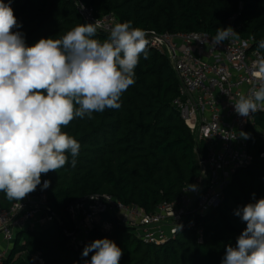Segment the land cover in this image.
I'll list each match as a JSON object with an SVG mask.
<instances>
[{"label":"trees","instance_id":"trees-1","mask_svg":"<svg viewBox=\"0 0 264 264\" xmlns=\"http://www.w3.org/2000/svg\"><path fill=\"white\" fill-rule=\"evenodd\" d=\"M80 1L98 17L112 15L119 23L132 21L133 27L157 35L204 32L214 37L218 28L232 24L238 37L252 40L254 49L264 39V0ZM3 2L10 3L20 25L14 31L23 33L29 46L41 38L59 39L87 24L74 0ZM109 34L97 29L94 38L103 42ZM260 53L264 56V50ZM134 72L135 83L122 93L119 109L93 113L92 119L74 118L62 128L81 145L76 165H71L68 154L64 167L41 174V185L26 197L39 195L43 181L49 180L45 211L51 220L18 231L1 264H85L94 254L84 257L85 246L104 238L122 249L119 264H221L226 247H235L246 228L235 211L264 198L262 112L255 113L245 129L250 163L234 174L222 202L204 217L195 218L201 224V235L195 228H186L163 244H145L130 227L105 213L95 217L85 239L75 238L69 207L77 201L108 193L150 213L160 202L175 199L200 174L199 158L206 153L203 145L196 150L194 136L174 103L181 97V84L167 55L148 46V58L141 54ZM253 124L259 131L252 130ZM15 202L0 192V210Z\"/></svg>","mask_w":264,"mask_h":264},{"label":"clouds","instance_id":"clouds-1","mask_svg":"<svg viewBox=\"0 0 264 264\" xmlns=\"http://www.w3.org/2000/svg\"><path fill=\"white\" fill-rule=\"evenodd\" d=\"M10 3L0 0V192L20 201L41 185V174L68 163L75 167L80 143L62 131L74 118L119 109L121 96L135 83L134 69L141 54L148 58V33L132 21L116 23L107 39L94 38L95 23L80 24L59 39L41 38L29 46ZM237 36L218 28L211 44ZM208 43L207 40L202 41ZM264 39L258 44L257 74H264ZM264 109V83L251 97L241 95L235 113L249 117ZM249 138L248 133L240 132ZM43 181V187L50 185ZM191 187H194L191 185ZM190 187V188H191ZM255 196V194H253ZM246 223L235 247H226L221 264H264V198L235 211ZM178 230L182 225H177ZM94 254L85 264H119L122 249L108 239L85 246Z\"/></svg>","mask_w":264,"mask_h":264},{"label":"built area","instance_id":"built-area-1","mask_svg":"<svg viewBox=\"0 0 264 264\" xmlns=\"http://www.w3.org/2000/svg\"><path fill=\"white\" fill-rule=\"evenodd\" d=\"M74 3L85 22L95 23L98 30L110 33L119 23L112 15L96 16L80 0ZM229 27L233 28L232 24ZM146 32L148 46L167 55L180 81L181 97L174 103L194 136L196 150L198 145H203L206 156L203 162L199 160L201 170L195 181L183 187L175 199L160 202L150 213L137 205L123 204L108 193H94L72 204L69 212L77 239H85L95 217L105 213L130 227L145 244H163L186 228H195L201 235V224L195 218L204 217L222 202L234 174L252 159L247 151V139L239 134L246 133L253 115L264 113V109L247 118L234 110V103L241 95L251 97L253 90L264 83V74H257V49L251 47L252 40L236 36L214 47L212 36L204 32L162 35ZM205 40L208 43L202 42ZM260 134L264 138V131ZM45 210L48 208L43 187L36 197H26L0 210V236L12 241L18 231L51 220ZM43 213L48 215L43 218ZM177 225H182L180 230Z\"/></svg>","mask_w":264,"mask_h":264},{"label":"rangeland","instance_id":"rangeland-1","mask_svg":"<svg viewBox=\"0 0 264 264\" xmlns=\"http://www.w3.org/2000/svg\"><path fill=\"white\" fill-rule=\"evenodd\" d=\"M251 128H253L252 130L259 131L257 129V127H255L254 124H253V126ZM200 170L201 169H200V166H199V171ZM104 228H108V225L104 224ZM13 244H14L13 240L7 242V241L3 240V238L0 236V248L2 249V258L5 257L10 252V250L12 249Z\"/></svg>","mask_w":264,"mask_h":264},{"label":"water","instance_id":"water-1","mask_svg":"<svg viewBox=\"0 0 264 264\" xmlns=\"http://www.w3.org/2000/svg\"><path fill=\"white\" fill-rule=\"evenodd\" d=\"M199 160H200V162H203L204 161V157L200 156Z\"/></svg>","mask_w":264,"mask_h":264}]
</instances>
